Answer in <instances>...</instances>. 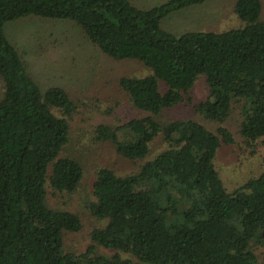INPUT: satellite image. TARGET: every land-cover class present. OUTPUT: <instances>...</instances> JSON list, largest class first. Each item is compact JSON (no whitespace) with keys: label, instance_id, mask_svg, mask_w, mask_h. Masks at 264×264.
Wrapping results in <instances>:
<instances>
[{"label":"trees","instance_id":"1","mask_svg":"<svg viewBox=\"0 0 264 264\" xmlns=\"http://www.w3.org/2000/svg\"><path fill=\"white\" fill-rule=\"evenodd\" d=\"M207 1L139 9L128 0H0V264H264V168L227 191L214 163L235 143L230 131L166 117L202 78L207 94L193 106L196 114L221 125L236 107L245 145L253 150L264 138L263 0H236L239 29L175 36L160 27ZM27 17L69 21L106 58L149 72L116 83L145 115L90 132L93 143L138 168L97 170L85 208L103 226L81 253L64 245L82 231L81 218L48 199L74 194L84 177L66 151L78 104L63 88L42 91L9 43L4 25ZM157 139L165 148L149 158Z\"/></svg>","mask_w":264,"mask_h":264},{"label":"rangeland","instance_id":"2","mask_svg":"<svg viewBox=\"0 0 264 264\" xmlns=\"http://www.w3.org/2000/svg\"><path fill=\"white\" fill-rule=\"evenodd\" d=\"M139 9H150L168 0H128ZM236 0H209L200 5L180 10L162 20L161 29L175 36L189 32L223 33L243 26L234 14ZM264 2V0H263ZM4 33L21 54L31 78L42 91L60 87L71 95L78 110L70 121V142L66 147L69 155L78 159L84 168V177L72 195H50L52 206L77 214L83 223L81 232L65 237V249L81 253L90 244L89 235L103 226L86 211V202L99 168H112L118 175L131 174L138 165L120 159L108 144L93 143L90 134L100 124L118 126L145 114L137 111L127 97L117 89L121 77H144L148 70L136 62H116L105 57L83 37L81 30L65 20L27 17L8 22ZM0 80V98L2 96ZM207 88L199 78L187 100L167 113L169 119H194L211 132L223 127L235 139L231 146H223L217 153L215 169L227 191H232L245 182L257 178L264 168V138L255 149L245 145L238 135L241 122L238 109L231 111L226 121L219 125L204 120L193 111V106L202 102ZM165 148L162 140L153 142L149 158ZM99 254L110 257L113 252L100 249ZM128 257V256H125ZM133 264H140L130 258Z\"/></svg>","mask_w":264,"mask_h":264}]
</instances>
